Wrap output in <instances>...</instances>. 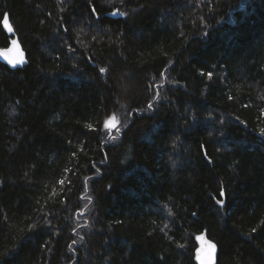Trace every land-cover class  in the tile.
Here are the masks:
<instances>
[{
    "label": "trees",
    "instance_id": "trees-1",
    "mask_svg": "<svg viewBox=\"0 0 264 264\" xmlns=\"http://www.w3.org/2000/svg\"><path fill=\"white\" fill-rule=\"evenodd\" d=\"M5 16L0 264H264V0H0V48Z\"/></svg>",
    "mask_w": 264,
    "mask_h": 264
},
{
    "label": "water",
    "instance_id": "water-1",
    "mask_svg": "<svg viewBox=\"0 0 264 264\" xmlns=\"http://www.w3.org/2000/svg\"><path fill=\"white\" fill-rule=\"evenodd\" d=\"M5 17H8V16H5ZM4 18L2 20V27L9 36H13V39L11 40L10 45L8 47L0 48V53H3L7 51L8 49H11V51L8 52V57L14 62L10 63L9 59H5L4 55L2 54H0V62L7 65L9 69H12V70L19 69L27 65L28 63L27 54L24 51L18 38L15 36V31L10 21H9V26L12 27L13 31L9 32L7 28L4 26V22H3ZM13 40L17 42L15 46L12 44ZM203 248H204L203 250L202 249L200 250L201 259L205 260L206 264H216L214 249L210 248V245L207 243H204ZM201 259H200V264H201Z\"/></svg>",
    "mask_w": 264,
    "mask_h": 264
},
{
    "label": "snow or ice",
    "instance_id": "snow-or-ice-1",
    "mask_svg": "<svg viewBox=\"0 0 264 264\" xmlns=\"http://www.w3.org/2000/svg\"><path fill=\"white\" fill-rule=\"evenodd\" d=\"M122 14H123V13H122ZM3 22H4V26L7 28V30H8L9 32L13 31L12 27L9 26V19H8V17H5ZM16 43H17V42H16L15 40L12 41V44H13L14 46L16 45ZM10 51H11V49H8L7 51H5V52H3V53H0V54L4 55L5 59H9V57H8V52H10ZM9 62H10V63H13L14 61H12L11 59H9ZM103 71H104V69L101 68V72H103ZM208 76H209V78H211L212 73H208ZM261 98L264 99V97H261ZM148 107H149V108H152L153 106H152L151 104H149ZM262 115H264V112H262ZM112 119L114 120L115 117L113 116ZM87 127L92 128V125H88ZM261 131L264 132V129H262ZM177 139H178V137H177ZM59 183L63 184L64 181L61 180V181H59ZM220 195H221V196H224V195H225V192H224V191H221V192H220ZM216 203H217V204H220V205H223V204H224V201H223V200H217ZM46 222H47V221H46ZM262 223H264V221H262ZM253 231H255V229H253ZM201 239H202V237H201ZM213 247H215V246H214V245H210V248H213ZM197 259H201V257L198 255V256H197ZM201 264H206V261L203 260V259H201Z\"/></svg>",
    "mask_w": 264,
    "mask_h": 264
},
{
    "label": "rangeland",
    "instance_id": "rangeland-1",
    "mask_svg": "<svg viewBox=\"0 0 264 264\" xmlns=\"http://www.w3.org/2000/svg\"><path fill=\"white\" fill-rule=\"evenodd\" d=\"M112 121H110L109 123H111Z\"/></svg>",
    "mask_w": 264,
    "mask_h": 264
}]
</instances>
